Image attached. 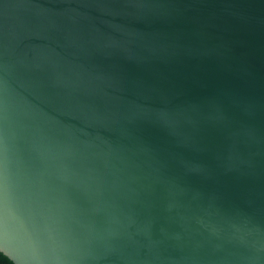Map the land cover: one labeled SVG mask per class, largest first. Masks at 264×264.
I'll list each match as a JSON object with an SVG mask.
<instances>
[{"label":"water","instance_id":"1","mask_svg":"<svg viewBox=\"0 0 264 264\" xmlns=\"http://www.w3.org/2000/svg\"><path fill=\"white\" fill-rule=\"evenodd\" d=\"M0 251L264 264V0H0Z\"/></svg>","mask_w":264,"mask_h":264},{"label":"trees","instance_id":"2","mask_svg":"<svg viewBox=\"0 0 264 264\" xmlns=\"http://www.w3.org/2000/svg\"><path fill=\"white\" fill-rule=\"evenodd\" d=\"M0 264H14V262L0 251Z\"/></svg>","mask_w":264,"mask_h":264}]
</instances>
